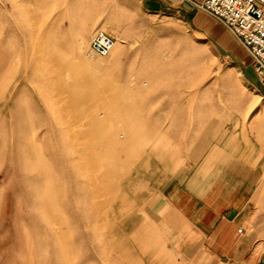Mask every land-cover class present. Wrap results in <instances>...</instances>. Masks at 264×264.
I'll use <instances>...</instances> for the list:
<instances>
[{"label": "rangeland", "instance_id": "obj_1", "mask_svg": "<svg viewBox=\"0 0 264 264\" xmlns=\"http://www.w3.org/2000/svg\"><path fill=\"white\" fill-rule=\"evenodd\" d=\"M226 40L245 72L128 0H0V264H140L155 246L142 204L196 143L264 146V87Z\"/></svg>", "mask_w": 264, "mask_h": 264}, {"label": "crops", "instance_id": "obj_2", "mask_svg": "<svg viewBox=\"0 0 264 264\" xmlns=\"http://www.w3.org/2000/svg\"><path fill=\"white\" fill-rule=\"evenodd\" d=\"M128 1L150 24L180 21L209 35L245 72L226 37L246 51L197 8L203 0ZM235 143L224 145L208 135L186 156L184 173L155 188L142 204L144 218L154 226L155 246L139 253L140 264H257L259 241L264 243V146Z\"/></svg>", "mask_w": 264, "mask_h": 264}, {"label": "built area", "instance_id": "obj_3", "mask_svg": "<svg viewBox=\"0 0 264 264\" xmlns=\"http://www.w3.org/2000/svg\"><path fill=\"white\" fill-rule=\"evenodd\" d=\"M197 8L223 25L249 54L264 87V0H203ZM113 45V37L104 31L96 32L90 40L91 50L99 56L109 54Z\"/></svg>", "mask_w": 264, "mask_h": 264}, {"label": "water", "instance_id": "obj_4", "mask_svg": "<svg viewBox=\"0 0 264 264\" xmlns=\"http://www.w3.org/2000/svg\"><path fill=\"white\" fill-rule=\"evenodd\" d=\"M261 264H264V255H263L262 259H261Z\"/></svg>", "mask_w": 264, "mask_h": 264}, {"label": "bare ground", "instance_id": "obj_5", "mask_svg": "<svg viewBox=\"0 0 264 264\" xmlns=\"http://www.w3.org/2000/svg\"><path fill=\"white\" fill-rule=\"evenodd\" d=\"M113 49H114V48H112V50H113ZM112 50H111V51H112ZM111 51H110V53H111Z\"/></svg>", "mask_w": 264, "mask_h": 264}]
</instances>
